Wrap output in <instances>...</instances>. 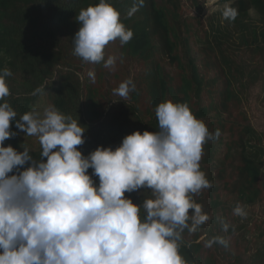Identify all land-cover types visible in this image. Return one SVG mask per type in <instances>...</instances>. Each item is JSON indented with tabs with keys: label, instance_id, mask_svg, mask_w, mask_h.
<instances>
[{
	"label": "trees",
	"instance_id": "16d2710c",
	"mask_svg": "<svg viewBox=\"0 0 264 264\" xmlns=\"http://www.w3.org/2000/svg\"><path fill=\"white\" fill-rule=\"evenodd\" d=\"M219 1L238 10L234 21L227 20L233 30L218 29L212 39L205 31V40L199 44L196 19L185 17L183 0H144L131 17L127 13L135 0H110L134 35L124 46L119 40L106 46L105 58L117 57L115 67L108 69L73 54V38L80 27L75 18L99 0H0V70L12 72L7 78L11 95L5 99L17 119L34 107L42 111L55 105L86 126L85 143L78 146L85 156L98 146L115 149L135 131L158 130L155 110L159 103L186 102L210 132L219 129L221 135L204 145L200 161L213 186L194 196L211 218L196 233L184 232L181 253L189 264H264L262 253L246 259V251L234 252V247L246 250V237L234 239L247 232L246 226H230L224 232L219 222L229 206L225 195L232 208L237 203L264 204V147L254 142L260 137L243 107L245 62L234 58L241 49L256 53L253 59L258 68L259 60L264 65V0ZM252 11L259 16V27L248 25ZM235 35L240 45L234 42ZM89 71L95 72V82ZM129 77L136 91L123 101L113 90ZM38 87L44 92L31 95ZM11 130L17 134L4 146L17 151L28 147L34 159H39L40 144L35 147L25 141L15 122ZM93 179L99 183L98 177ZM125 196L140 204L151 192L142 188ZM214 236L223 237L228 246L207 247Z\"/></svg>",
	"mask_w": 264,
	"mask_h": 264
},
{
	"label": "clouds",
	"instance_id": "9594fccd",
	"mask_svg": "<svg viewBox=\"0 0 264 264\" xmlns=\"http://www.w3.org/2000/svg\"><path fill=\"white\" fill-rule=\"evenodd\" d=\"M143 5L135 0L127 16ZM237 16L236 8L224 5L223 19ZM75 19L80 27L73 54L113 69L117 57L105 58L106 46L117 40L124 46L134 35L120 11L110 0H99ZM11 75L8 68L0 70V264H189L181 253L183 234L196 233L211 218L194 196L213 186L200 161L204 145L217 140L220 130L210 132L186 102L167 100L155 110L158 130L135 131L115 149L98 146L85 156L78 146L85 143L86 126L55 105L42 112L34 107L17 119L5 99ZM88 76L95 82V72ZM135 91L129 77L113 94L125 101ZM43 92L38 87L31 95ZM12 122L25 136L38 138L39 159L28 147L4 146L17 134ZM142 188L151 196L140 204L125 196ZM232 215L246 218V205L237 203ZM219 222L228 232L230 224ZM216 243L228 246L221 236L206 246Z\"/></svg>",
	"mask_w": 264,
	"mask_h": 264
},
{
	"label": "rangeland",
	"instance_id": "374dc122",
	"mask_svg": "<svg viewBox=\"0 0 264 264\" xmlns=\"http://www.w3.org/2000/svg\"><path fill=\"white\" fill-rule=\"evenodd\" d=\"M224 5L225 4L221 3L219 0H183L185 17L196 19L199 44L203 43L205 40L203 39L205 31L208 32V35L212 39L215 35L214 31L217 32L218 29L222 30V32L233 30L231 27H228L227 20L222 17ZM259 24V16L255 11H252L251 21H249L248 25L252 28L259 27ZM203 27L205 30H203ZM234 42L238 45L241 44V40L236 35L234 37ZM254 55H256V53L251 54L250 52L237 49L234 58L238 60V63L242 64L245 62L243 65L246 69L244 73L246 74L247 85L242 94L243 107L251 125L260 137V141L255 140L254 142L259 143L257 144L259 147H264V65L262 66L259 60L261 68H258V62L256 59H253ZM134 69L137 70L135 65ZM22 138L32 143L35 147L39 145L38 138L35 136H25L23 133ZM224 199L229 203L227 210L223 212L225 213L224 220L228 222L230 226H246L248 232H240L234 238L238 239L241 238V236H244L243 238L246 237V240H249V243L245 242L246 250L245 248L238 249L239 247H234V252L237 254H244V251H246L244 254V258L246 259L247 256L258 252L264 254V204L247 206V217L240 218L232 215L233 208L231 199L227 195L224 196Z\"/></svg>",
	"mask_w": 264,
	"mask_h": 264
}]
</instances>
